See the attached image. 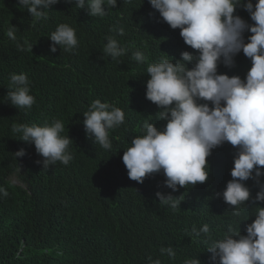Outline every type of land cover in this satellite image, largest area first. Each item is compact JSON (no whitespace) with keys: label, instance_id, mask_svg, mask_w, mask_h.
Here are the masks:
<instances>
[{"label":"trees","instance_id":"16d2710c","mask_svg":"<svg viewBox=\"0 0 264 264\" xmlns=\"http://www.w3.org/2000/svg\"><path fill=\"white\" fill-rule=\"evenodd\" d=\"M46 11V20L35 21L18 0H0V187L8 192L0 196V264H185L195 258L209 264L204 236L190 235L193 225L208 224L212 238L220 239L240 223L246 234V225L255 219V209L233 216L217 195L224 179L231 178L236 149L225 143L213 150L208 181L172 193L182 200L175 211L155 195L172 191L163 187L162 173L137 183L122 161L132 138L143 134L145 121L161 128L166 124L156 120L158 108L146 99V68L162 57L175 61L183 51H192L180 30L163 22L149 0H118L115 8L105 7L103 17H92L66 0ZM237 12L251 23L246 11ZM62 23L76 30L79 46L72 53L59 46L50 51L48 36ZM109 36L127 49L119 63L103 57ZM137 49L145 53V64L131 59ZM250 67L241 52L233 67L218 70L243 78ZM20 73L27 75L35 97L30 110L3 101L10 76ZM97 99L125 113L124 123L109 133L110 150L85 132L83 113ZM53 120L64 123L62 134L73 140L69 150L74 159L67 166L57 162L43 169L34 144L13 137L11 125ZM20 149L26 154L16 157ZM167 247L175 251L174 259L161 253Z\"/></svg>","mask_w":264,"mask_h":264},{"label":"clouds","instance_id":"9594fccd","mask_svg":"<svg viewBox=\"0 0 264 264\" xmlns=\"http://www.w3.org/2000/svg\"><path fill=\"white\" fill-rule=\"evenodd\" d=\"M77 8H86L92 17H103L105 7L115 8L118 0H66ZM131 3L132 0H124ZM59 0H18L35 21L48 18L47 11ZM160 19L171 29H179L185 50L180 58H161L148 64L146 99L158 108L156 120L166 121L161 128L145 121L143 134L132 138L124 151L122 161L130 180L143 183L146 178L163 174V187L169 193L157 191L162 205L173 211L181 201L172 193L208 181L211 167L209 157L214 149L230 144L236 152L231 178L224 179L218 196L231 208L232 215L241 216L245 210L255 209V219L246 225V234L229 227L220 239H213L208 224L199 229L193 225L190 235L204 236V244L211 256L209 264H264V0H149ZM243 9L251 23L238 14ZM119 34L123 35V28ZM246 33H250L246 37ZM7 35L15 39L14 30ZM50 51L57 46L72 53L79 46L76 30L68 24H59L48 36ZM33 48V46H32ZM23 51V47L18 45ZM250 59L251 67L245 77L219 72L220 65L233 67L240 53ZM127 49L117 39L107 37L103 57L120 62ZM169 56V55H168ZM131 59L145 64L147 57L139 49ZM191 65V66H189ZM5 95L6 103L17 109H31L35 97L30 94L26 74H12ZM86 134L104 150L112 148L110 131L125 121L124 111L97 99L83 113ZM65 125L53 120L44 125L12 123L13 137L34 144L42 157L38 164L48 169L57 162L67 166L74 159L70 149L72 138L63 135ZM26 154L25 149L15 153ZM14 175H11L13 177ZM14 182L19 179L14 177ZM226 186V187H225ZM8 192L0 187V196ZM249 219V218H247ZM245 219V220H247ZM175 258L172 247L161 248ZM151 261V257H149ZM154 264H161L156 260ZM185 264H200L198 258Z\"/></svg>","mask_w":264,"mask_h":264}]
</instances>
